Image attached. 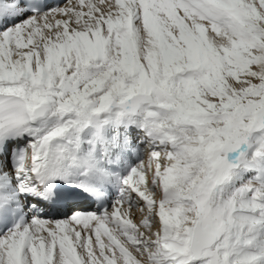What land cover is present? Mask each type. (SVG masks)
<instances>
[{"label": "snow or ice", "instance_id": "6c2138e0", "mask_svg": "<svg viewBox=\"0 0 264 264\" xmlns=\"http://www.w3.org/2000/svg\"><path fill=\"white\" fill-rule=\"evenodd\" d=\"M0 264H264V0H0Z\"/></svg>", "mask_w": 264, "mask_h": 264}, {"label": "bare ground", "instance_id": "6f19581e", "mask_svg": "<svg viewBox=\"0 0 264 264\" xmlns=\"http://www.w3.org/2000/svg\"><path fill=\"white\" fill-rule=\"evenodd\" d=\"M142 158L145 160V162L147 161V150H145L144 156Z\"/></svg>", "mask_w": 264, "mask_h": 264}]
</instances>
